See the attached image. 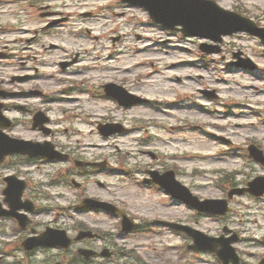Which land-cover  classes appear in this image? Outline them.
I'll return each mask as SVG.
<instances>
[{"label":"rangeland","instance_id":"374dc122","mask_svg":"<svg viewBox=\"0 0 264 264\" xmlns=\"http://www.w3.org/2000/svg\"><path fill=\"white\" fill-rule=\"evenodd\" d=\"M0 1V5H3L0 6L1 32L3 27L14 22L15 12L25 29L40 30L51 19L40 17L39 8L44 5H49L48 10L56 14L55 18L65 19L51 34L40 32L36 46V50H40L38 85L47 94H55L56 98L55 103L49 106L53 110L49 112L53 121V142L74 155L90 160H106L115 169H143L159 162L165 167H176L179 171L178 180L201 199L226 197L225 192L230 185L219 181L226 173H233L236 181L232 183L238 186L244 185L248 178L264 175L263 167L242 157L249 143L259 144L264 151V56L261 53L263 46L258 39L246 34L225 38L220 52L208 56L199 54L198 45L201 41L181 38L150 26L145 12L136 8L113 7V0ZM217 3L225 9L235 6L244 15L264 25V0H217ZM108 4L113 7L109 16L99 9ZM86 12H97V18L81 19L80 14ZM117 13L125 15L117 18ZM90 30L91 33H86ZM94 34L104 42L94 41ZM135 34H141L142 37L138 39ZM116 35H121V39L119 43L113 44L110 37ZM23 37L29 35L24 34ZM52 42L64 50L43 51V46L46 49L48 43ZM107 47L112 48L111 67L103 73L98 72L94 78L85 77L88 74L87 65L95 52L106 51ZM237 50H241L258 66L257 71L250 72L229 65L232 51ZM73 53H79V62L69 71L81 69V72L72 76L64 75L53 83L45 73H54L56 62L69 58ZM124 65L127 70L122 68ZM83 77L85 79L79 81ZM65 78L77 84L82 83L83 86L98 85L107 79L125 80L128 88L150 101L147 105L128 110L117 108L107 100H96L89 106L83 101L85 94L74 92L72 94L77 96L74 98L80 101L67 103L69 108H64V104L56 102L57 97L60 100L57 92L66 85ZM202 90H214L216 97L204 96ZM239 93L244 95L240 96ZM250 95L251 99H258L252 105L248 98ZM173 103H177L178 108L169 105ZM189 115L201 120L192 126ZM85 119L89 124L84 123ZM101 121H119L134 131L130 132V136L102 139L91 126V122ZM24 135L37 140L44 138L30 131H24ZM218 135L227 141H219L216 138ZM146 140L147 144L144 143ZM224 150H229L230 155H237L238 159L230 155L221 157ZM146 151L155 153L158 161H152ZM65 168L66 164L40 166L35 168L32 177L40 187V184H45L50 177H55ZM98 179L112 186L104 191L92 182L87 187L90 195L109 200L117 196L129 212L146 221L158 216L178 219L209 236H219L222 228L227 226L241 237L234 244L240 264H257L264 258V198L235 197L230 202L228 214L215 219L198 215L182 205L171 206L160 194L140 189L131 180L118 183L119 178L108 174ZM63 188H51L55 200L53 209L67 207L81 193ZM42 190L48 188L43 187ZM66 196L70 198L69 201H65ZM41 201L38 199L42 206L45 202ZM55 212L58 217L57 212L62 210L56 209ZM73 216L76 220L101 229H108L114 221L104 216ZM62 218L60 223L64 222ZM156 230L157 234L119 238L116 241L120 248L119 255L114 263L221 264L211 252L187 251L186 245L191 241L185 236L181 240L168 231ZM0 264H52V260L46 256L34 260L27 258L14 248L13 242H0Z\"/></svg>","mask_w":264,"mask_h":264},{"label":"flooded vegetation","instance_id":"af4514ba","mask_svg":"<svg viewBox=\"0 0 264 264\" xmlns=\"http://www.w3.org/2000/svg\"><path fill=\"white\" fill-rule=\"evenodd\" d=\"M24 34V27L20 23L16 24L15 27L11 28L10 32H7V30L5 29L3 30V33L0 34V103H2L3 114L11 119V126L5 129V132L11 137L36 142V140L30 139L28 136H24V131H30L32 129L38 130L36 128H32V119L34 114L39 111L43 112L44 117L48 120V124H51L53 122L51 118L49 119V112L52 110L51 108H49V106L55 103V94H47L45 91L41 90L40 86L38 85L40 75V53L36 50V46L38 44V32H35L28 38H24ZM96 39L99 40V38ZM119 39V36H117L116 38L112 39V41L115 42ZM24 42L28 45H24ZM51 49L58 48L53 47ZM237 52L239 53L238 59H243L245 57L241 51ZM78 60L79 53L70 55L69 58L64 59L62 61L65 63H70V65H68L64 69L60 68V71L65 74H62L61 72H55L48 73L47 76H49L50 80L52 81L54 79L59 80V78L63 77L64 75L72 76L73 74L80 73L81 69H78L76 71H69L70 68L78 64ZM9 68H13V71H9ZM8 73L10 74L8 75ZM63 80L64 82H66V85L60 88L62 89L61 92L70 93L72 91L71 89L76 87L77 83L72 79L65 78ZM105 82L121 85L128 92L136 93L132 89L128 88L125 82L111 79L109 81H101L97 86L92 88L91 92H95L94 94L96 97L108 98L104 94ZM77 85H82V83ZM33 92H39V95H33ZM5 94L7 95L5 96ZM43 104L45 105L44 107H42ZM50 133L52 134L53 132L50 131ZM68 155L69 159H71L72 161L75 159L74 156H72L70 153H68ZM10 158L18 159L12 161L5 159L2 163H0V199L1 201H3V191L7 185V177L12 176L13 181L24 180L27 182V187L24 191L23 198L29 199L33 202L34 212L28 215L29 224L24 229H20L14 219L3 218V222H10L12 226L3 227L2 236L5 237L7 240L15 239L13 242H22L25 238L30 237L33 234H39L42 231L41 225L37 222L36 217L33 218L34 215L39 214L37 203L35 202L36 194L34 193V191L27 194V191L32 187L30 182H28L30 181L31 173L26 172L24 170L25 166H30V164L35 162L37 159H28L23 155H14ZM25 160L27 161V163L25 162ZM148 170H154L159 173H162L166 171L167 168L163 167L161 163L158 167L149 165L148 167L142 169L143 176L141 175V179L145 177V174ZM136 171L138 174L141 169L136 168ZM174 171L178 172L177 168ZM88 172H90V170L88 169L76 171L77 174H83L79 177L83 178L82 180L84 182L85 174H87ZM152 186H154V188H158L156 185ZM3 207L6 208V205L3 204ZM88 212L91 213V211H85V213ZM131 214L132 213H129L130 217L134 215ZM135 216L133 217L136 218ZM48 224H50V227L52 228L64 229L70 237L74 236L72 233V226L64 228L59 225H56L54 222H50ZM77 230H90L95 234V238H87L80 241L72 242L68 249L38 248L33 250L32 252L37 253L52 251L54 253L52 258L59 259L61 260V262H66L67 260L71 259L73 255H75L81 262L85 264H90L91 262L96 260L98 261V264H102L103 262L114 260L118 256V247L114 242L118 241L120 235L126 234L122 233L119 230L118 224H116L114 228L110 226L108 229L102 230L100 228L93 227L82 222L78 225L76 231L74 232H78ZM136 230H138V226H136L135 229L131 232L133 233ZM16 231L17 235H14L16 234ZM79 248L94 250L96 252V255L95 257L89 259L81 258L80 256H77V250ZM103 249L109 250V252L111 253L110 258L105 259L101 256V251Z\"/></svg>","mask_w":264,"mask_h":264},{"label":"water","instance_id":"95a60500","mask_svg":"<svg viewBox=\"0 0 264 264\" xmlns=\"http://www.w3.org/2000/svg\"><path fill=\"white\" fill-rule=\"evenodd\" d=\"M131 2L136 5L144 6L150 13L153 21L162 24L168 29H174L175 26L180 25L181 31L187 36H199L202 38H209L214 41L219 40L221 35L231 34L236 31H246L260 37L264 44V29L257 28L250 20L239 16L238 14L225 11L218 7L215 2L209 0H123ZM202 49H204L202 47ZM116 97V96H115ZM120 103L129 105L136 103L124 99L122 96L117 98ZM37 121V120H36ZM41 121H37L39 123ZM114 126V125H113ZM112 125H106L101 128L104 136H109L120 130H115ZM14 151L26 153L29 151V146L26 143H19L13 148ZM34 151L36 155L45 156L49 158L59 157V154L53 152L51 145H35ZM253 158L264 164V159L261 152L250 148ZM249 192L255 195L264 193V179H257L249 184ZM168 189L175 197L182 199L185 203L195 207L199 211H204L212 214H224L227 210L226 202L224 200H205L198 201L192 196L186 188L169 186ZM245 190H233L230 193L242 194ZM87 205L92 207L108 208L112 211L119 212L110 205L104 203H97L86 201ZM120 213V212H119ZM182 229L188 236L194 240V245L189 246V249L194 251H213L223 261V264H238V258L235 255L234 249L231 247V242L236 238L232 237L228 240L208 238L205 235L192 230L185 226H176ZM129 228V225L124 227ZM80 237V236H79ZM83 237V235H81ZM38 244V243H37ZM41 245H62L67 246L68 241L60 234L52 232L47 233ZM220 246V249H217ZM89 256L90 253H85ZM263 264V263H262Z\"/></svg>","mask_w":264,"mask_h":264},{"label":"bare ground","instance_id":"6f19581e","mask_svg":"<svg viewBox=\"0 0 264 264\" xmlns=\"http://www.w3.org/2000/svg\"><path fill=\"white\" fill-rule=\"evenodd\" d=\"M69 14V13H68ZM253 87V85H250V88H252ZM239 95L241 96H243L244 94L242 93H239ZM258 99L257 98H254V99H251V101H252V103L253 102H256ZM264 100V99H263ZM201 119L200 118H198V117H196V116H193V115H189V122H190V125H192V126H194V124L195 123H198L199 121H200Z\"/></svg>","mask_w":264,"mask_h":264}]
</instances>
